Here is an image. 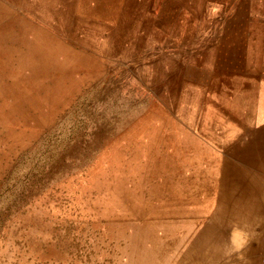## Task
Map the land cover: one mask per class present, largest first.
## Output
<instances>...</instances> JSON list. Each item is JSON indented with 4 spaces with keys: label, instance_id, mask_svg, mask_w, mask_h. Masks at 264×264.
<instances>
[{
    "label": "rangeland",
    "instance_id": "374dc122",
    "mask_svg": "<svg viewBox=\"0 0 264 264\" xmlns=\"http://www.w3.org/2000/svg\"><path fill=\"white\" fill-rule=\"evenodd\" d=\"M263 82L264 0H0V264H260Z\"/></svg>",
    "mask_w": 264,
    "mask_h": 264
},
{
    "label": "crops",
    "instance_id": "0c3cea01",
    "mask_svg": "<svg viewBox=\"0 0 264 264\" xmlns=\"http://www.w3.org/2000/svg\"><path fill=\"white\" fill-rule=\"evenodd\" d=\"M259 97L260 116L255 118L248 138L232 155L233 171L249 178L247 182L233 184L228 200V210L239 222L264 220V82L260 85ZM252 174L256 175H253L255 182Z\"/></svg>",
    "mask_w": 264,
    "mask_h": 264
},
{
    "label": "built area",
    "instance_id": "2783aa9c",
    "mask_svg": "<svg viewBox=\"0 0 264 264\" xmlns=\"http://www.w3.org/2000/svg\"><path fill=\"white\" fill-rule=\"evenodd\" d=\"M260 264H264V254H263V256L261 257Z\"/></svg>",
    "mask_w": 264,
    "mask_h": 264
},
{
    "label": "bare ground",
    "instance_id": "6f19581e",
    "mask_svg": "<svg viewBox=\"0 0 264 264\" xmlns=\"http://www.w3.org/2000/svg\"><path fill=\"white\" fill-rule=\"evenodd\" d=\"M229 123V122H228ZM139 168V167H138ZM132 170V169H131ZM122 174V173H121ZM138 174V173H137ZM139 179V178H138ZM124 190V189H123ZM76 193V192H75ZM127 197V196H126ZM166 203V202H165ZM95 212V211H94ZM110 238V237H109ZM131 250V249H130ZM169 257V256H168ZM165 261V260H164ZM131 262V261H130Z\"/></svg>",
    "mask_w": 264,
    "mask_h": 264
}]
</instances>
